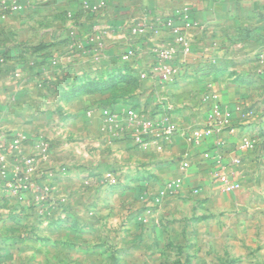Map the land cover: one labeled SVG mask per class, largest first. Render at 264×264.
Segmentation results:
<instances>
[{
  "label": "crops",
  "instance_id": "0c3cea01",
  "mask_svg": "<svg viewBox=\"0 0 264 264\" xmlns=\"http://www.w3.org/2000/svg\"><path fill=\"white\" fill-rule=\"evenodd\" d=\"M68 7L73 17L63 23L59 44L41 54L22 53L15 46L10 51L0 48L11 57L0 69V135H20L28 156L39 139L50 143L46 166L63 169L53 186L55 200L68 218L56 224L70 223L80 233L87 229L98 243L110 236L114 244H142V248L159 244L160 249L220 242L225 231L242 226L243 218H252L246 226L264 225V0H188L177 10L187 9L197 28L185 29L176 16L170 21L183 28L184 40L191 46L186 56L180 54L181 46L164 22L153 35L149 28L154 19H118ZM137 21L144 22L141 34L134 33L141 23ZM24 24L19 22L20 32ZM71 28L79 37L100 31L104 48L73 50L66 35ZM129 46L135 56L124 59ZM154 48L179 52L173 62L181 71L179 79L159 84L153 71L158 63ZM116 74L128 76L134 84L73 93ZM205 92L215 96L229 127L196 145L188 134L205 126L201 99ZM128 109L176 122L180 132L173 144L158 152L153 145H136L131 136H113L105 116ZM245 137L257 146L237 150ZM233 156L241 165L228 172L240 189L223 193L211 177ZM181 160L188 161L189 169L177 195L164 197L148 214L152 196H165V184L181 177ZM107 172L120 177L119 185L104 186ZM52 214L58 215V210ZM68 232L61 231V236ZM203 250H198L200 257Z\"/></svg>",
  "mask_w": 264,
  "mask_h": 264
},
{
  "label": "rangeland",
  "instance_id": "374dc122",
  "mask_svg": "<svg viewBox=\"0 0 264 264\" xmlns=\"http://www.w3.org/2000/svg\"><path fill=\"white\" fill-rule=\"evenodd\" d=\"M142 1L146 4L143 5ZM84 2L100 5L98 11L104 17L140 20L135 18L144 16L159 19L165 26L175 17L176 11H180L177 8L188 4V0H160V7L157 0H98L96 3L88 0H0V48L10 51L15 46L22 53L33 54L59 44L60 41L56 40L63 32V23L73 17L68 6L82 10ZM13 3L21 5L22 9L12 11ZM22 21L25 24L20 32L18 24ZM137 22H141L140 26L144 23ZM19 38L24 40L18 42ZM5 50L0 51V69L11 59ZM195 144H201V140ZM218 168L214 169L212 182L223 193L237 191L224 192L221 189L215 180ZM116 176L118 184L120 177ZM194 191L193 194L198 193V190L197 193ZM15 207V204L4 205L9 213L0 221V264H196L198 258H204L205 264H264V225L246 226L252 218H243L242 226L237 230L225 231L220 242L178 247L169 244L166 249H160L159 244H147L143 248L142 244H114L110 236L98 243L94 234L85 228V232L80 233V228L77 230L70 223L69 227L55 223L44 226L32 210L21 209L15 214ZM60 212L58 210V214ZM63 230L69 231L68 236H61ZM203 247L200 257L198 250Z\"/></svg>",
  "mask_w": 264,
  "mask_h": 264
},
{
  "label": "built area",
  "instance_id": "2783aa9c",
  "mask_svg": "<svg viewBox=\"0 0 264 264\" xmlns=\"http://www.w3.org/2000/svg\"><path fill=\"white\" fill-rule=\"evenodd\" d=\"M99 8L100 5L87 2L82 4V10L86 13H94ZM21 9V5L16 3L11 6L12 11H20ZM175 16L183 22L185 29L197 28V24L191 20L188 11H176ZM162 25L161 20L154 19L149 32L157 35ZM135 26L134 33L141 34L143 32L142 26ZM167 26L172 29L175 44L181 46L180 54L182 56L190 54L191 46L184 40L183 28L173 27L170 22L167 23ZM67 37L72 49L77 51L102 50L105 45L98 30L79 37L75 29H70ZM153 53L156 54L158 61L153 71L157 74L161 86L171 84L180 78L181 71L173 64L179 53L175 48L166 51L154 48ZM134 56L135 49L129 46L123 58L129 59ZM201 99L205 110V126L194 128L189 132V138L194 142L202 140L212 133L223 132L229 127L224 111L216 101L215 96L206 92L202 94ZM104 123L113 136H131L136 145L143 148L153 145L158 152L168 149L180 132L177 123L168 116L164 115L158 119L152 116L143 117L134 109L110 113L105 116ZM23 142V138L17 134L4 133L0 135V221L9 213L4 208L5 204H15L17 209L15 214H19L21 209L32 210L44 226L67 221V215L61 210V202L55 200V188L53 186V180L63 169L54 170L46 166L51 149L50 143L44 138L39 139L35 144L34 153L28 156L23 153ZM256 146L257 143L254 139L245 137L237 145V150H250ZM240 164V158L233 156L228 165H222L218 168L215 180L224 192L239 189V184L232 180L228 170ZM188 169V161L181 160V177L165 184V196H152L150 201L152 205L148 206V214L155 206H159L163 202L164 197L177 195L183 184V176ZM103 182L105 187L114 188L117 185L118 177L112 172H107L103 177ZM194 193L197 191L195 190ZM53 209H58L61 212L54 216L52 214Z\"/></svg>",
  "mask_w": 264,
  "mask_h": 264
},
{
  "label": "trees",
  "instance_id": "16d2710c",
  "mask_svg": "<svg viewBox=\"0 0 264 264\" xmlns=\"http://www.w3.org/2000/svg\"><path fill=\"white\" fill-rule=\"evenodd\" d=\"M120 83L134 84L133 81L129 80L128 76H123L120 74L111 75L107 80H102L98 82L89 83L84 90H74V94H77L79 91L85 92H96V91H106L116 89L117 85ZM56 224V223H55Z\"/></svg>",
  "mask_w": 264,
  "mask_h": 264
}]
</instances>
